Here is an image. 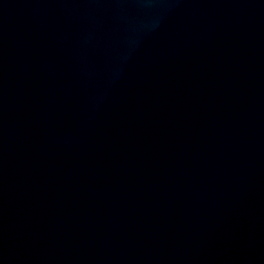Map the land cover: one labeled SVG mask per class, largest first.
I'll use <instances>...</instances> for the list:
<instances>
[{"label": "water", "instance_id": "95a60500", "mask_svg": "<svg viewBox=\"0 0 264 264\" xmlns=\"http://www.w3.org/2000/svg\"><path fill=\"white\" fill-rule=\"evenodd\" d=\"M0 264H264V0H0Z\"/></svg>", "mask_w": 264, "mask_h": 264}]
</instances>
